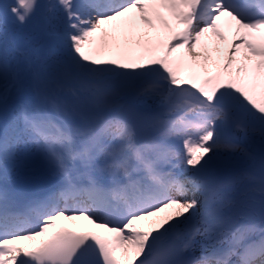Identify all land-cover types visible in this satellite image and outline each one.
Masks as SVG:
<instances>
[{"label": "snow or ice", "instance_id": "1", "mask_svg": "<svg viewBox=\"0 0 264 264\" xmlns=\"http://www.w3.org/2000/svg\"><path fill=\"white\" fill-rule=\"evenodd\" d=\"M0 264H264V0H2Z\"/></svg>", "mask_w": 264, "mask_h": 264}, {"label": "rangeland", "instance_id": "2", "mask_svg": "<svg viewBox=\"0 0 264 264\" xmlns=\"http://www.w3.org/2000/svg\"><path fill=\"white\" fill-rule=\"evenodd\" d=\"M0 2H2V0H0ZM171 211V209H166V210H164V212H161V213H159L158 215L160 216V217H163L167 212H170ZM80 222V221H79ZM79 222H77L78 224H79V226H84V224H80ZM25 243H27V242H25Z\"/></svg>", "mask_w": 264, "mask_h": 264}, {"label": "bare ground", "instance_id": "3", "mask_svg": "<svg viewBox=\"0 0 264 264\" xmlns=\"http://www.w3.org/2000/svg\"><path fill=\"white\" fill-rule=\"evenodd\" d=\"M197 254H198V252H197Z\"/></svg>", "mask_w": 264, "mask_h": 264}]
</instances>
